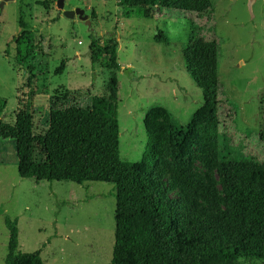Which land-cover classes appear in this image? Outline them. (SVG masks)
Masks as SVG:
<instances>
[{
	"label": "rangeland",
	"instance_id": "1",
	"mask_svg": "<svg viewBox=\"0 0 264 264\" xmlns=\"http://www.w3.org/2000/svg\"><path fill=\"white\" fill-rule=\"evenodd\" d=\"M3 0H0V3ZM82 8L93 31L75 15L59 14L55 0H6L0 6V118L13 124L18 101L26 102L33 131L43 133L50 109L88 106L94 96H107L109 71L89 58V44L108 34L117 40L116 101L118 148L122 159H141L147 142L146 118L163 124L168 117L184 129L196 119L202 92L191 77L196 68L184 49L193 25L201 20L173 9L122 6L118 0H65ZM215 33L222 39L218 75L228 104L237 108L235 140L243 152L236 161L258 165L264 157V0H211ZM20 9L34 34L35 50L25 67L14 64V41ZM157 31L167 43L154 40ZM65 60L61 74L54 69ZM247 133V134H246ZM215 155L197 144L183 162L161 160V181L179 209L199 221L216 225L221 239L233 237L222 228L224 207L215 167ZM178 167L203 185L210 200L176 183L169 170ZM115 196L113 184L89 181L21 178L13 139H0V264L7 251L8 229L4 216L17 220L22 252L40 251L44 264H110L114 241ZM241 264L264 260L239 259Z\"/></svg>",
	"mask_w": 264,
	"mask_h": 264
},
{
	"label": "trees",
	"instance_id": "2",
	"mask_svg": "<svg viewBox=\"0 0 264 264\" xmlns=\"http://www.w3.org/2000/svg\"><path fill=\"white\" fill-rule=\"evenodd\" d=\"M118 1L122 6L140 4L144 16H149L152 8H171L201 20L202 26H192L184 49L185 57L196 66L190 74L202 92L196 119L182 129L168 117L165 134L162 123L146 118L143 125L147 142L141 159H122L116 101L118 43L108 34L101 44L95 35L89 44V58L109 71L107 96H94L90 105L84 107L50 109L47 128L40 134L33 131L26 102L18 101L13 124L0 118V139L15 142L18 175L36 181L112 183L115 225L110 264H241L239 259L264 260V157L258 165L246 166L236 161L237 154L244 150L241 140H235L239 132L237 108L228 104L218 75L222 39L215 33L211 0ZM18 26L21 31L13 37L14 64L25 67L36 44L21 9ZM154 40L168 41L161 31H157ZM64 66L62 60L54 73L61 74ZM4 107L5 99L0 98V114ZM194 144L215 155L224 201L220 222L233 239H221L216 225L179 209L161 181V160L183 162ZM169 173L182 188L210 200L206 188L185 171L173 166ZM3 221L9 233L3 264H44L39 250L19 249L17 220L5 215Z\"/></svg>",
	"mask_w": 264,
	"mask_h": 264
},
{
	"label": "water",
	"instance_id": "3",
	"mask_svg": "<svg viewBox=\"0 0 264 264\" xmlns=\"http://www.w3.org/2000/svg\"><path fill=\"white\" fill-rule=\"evenodd\" d=\"M5 1L6 0L1 1L0 6H2ZM55 5L59 14L61 13L68 18H73L75 15H77L78 18L82 20L85 25H87L88 28L93 31V29L91 28L90 20L82 8L75 7L74 9H72L67 3H65V0H55Z\"/></svg>",
	"mask_w": 264,
	"mask_h": 264
}]
</instances>
